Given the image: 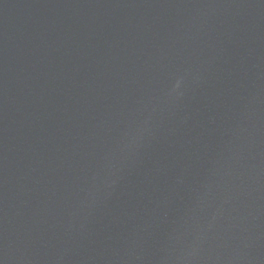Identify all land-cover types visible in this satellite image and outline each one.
Listing matches in <instances>:
<instances>
[{"label":"water","instance_id":"water-1","mask_svg":"<svg viewBox=\"0 0 264 264\" xmlns=\"http://www.w3.org/2000/svg\"><path fill=\"white\" fill-rule=\"evenodd\" d=\"M0 264H264V0H0Z\"/></svg>","mask_w":264,"mask_h":264}]
</instances>
